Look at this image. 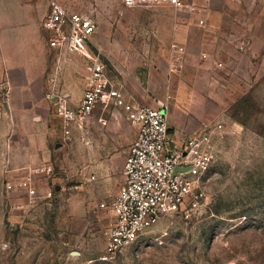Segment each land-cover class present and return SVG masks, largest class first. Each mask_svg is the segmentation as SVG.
Here are the masks:
<instances>
[{
  "label": "rangeland",
  "instance_id": "rangeland-1",
  "mask_svg": "<svg viewBox=\"0 0 264 264\" xmlns=\"http://www.w3.org/2000/svg\"><path fill=\"white\" fill-rule=\"evenodd\" d=\"M60 1L96 15L93 47L127 96L164 105L170 125L185 121L188 134L215 128V163L199 213L164 216L132 247L104 258L113 220L101 204L118 192L135 137L124 111L98 112L104 124L92 122L65 149H37L23 165L0 153V264H264V47H221L233 55L230 64L206 54L205 72L189 77L199 87L190 88L161 78L167 65L159 48L128 47L126 0ZM46 164L50 174L40 171Z\"/></svg>",
  "mask_w": 264,
  "mask_h": 264
},
{
  "label": "crops",
  "instance_id": "crops-1",
  "mask_svg": "<svg viewBox=\"0 0 264 264\" xmlns=\"http://www.w3.org/2000/svg\"><path fill=\"white\" fill-rule=\"evenodd\" d=\"M183 1L185 6L181 8L160 0H143L136 6L125 4L129 15L127 45L159 48L167 65L162 79L169 75L170 80L178 78L182 84L197 88L195 77H189L205 72L206 54L212 52L215 60L230 64L235 62L233 55L221 52V47L243 44L250 48L253 43L264 47V30L259 26V22H264V2L255 7L250 0L240 3ZM48 12L49 0H0V85H7L10 90L5 114L0 118V153H12L10 158L19 165H23L25 159L27 162L38 157L39 151L45 155L51 147L56 149L57 143H62L64 149L69 143L63 141L55 106L46 98L49 75L58 54L49 46V32L42 26ZM116 33L119 35L118 30ZM61 62L62 91L71 105L76 106L86 88V61L82 56L70 54ZM152 83L155 84L152 81L149 85ZM172 87L170 81V88L174 90ZM98 112L106 111L95 110V122L105 119L103 115L97 116ZM132 127L136 137V129ZM188 132L184 121L180 129L173 127L170 135L179 142ZM123 180L124 177L122 183Z\"/></svg>",
  "mask_w": 264,
  "mask_h": 264
},
{
  "label": "built area",
  "instance_id": "built-area-1",
  "mask_svg": "<svg viewBox=\"0 0 264 264\" xmlns=\"http://www.w3.org/2000/svg\"><path fill=\"white\" fill-rule=\"evenodd\" d=\"M142 1L126 0L125 4L136 6ZM160 1L177 8L185 6L183 0ZM42 26L49 32V46L58 53L49 75L46 98L55 106L63 141H72L75 132H85L94 122L93 113L97 109L112 113L122 109L136 129V137L125 156L123 183L108 206L101 204L110 211L113 220L107 232L104 258H113L132 247L145 230L164 216L199 213L207 198L206 184L215 163V128L205 125L177 142L169 133L164 105L154 107L128 99L123 82L111 76L101 51L93 47L92 38L99 26L95 14L73 11L60 0H49V12ZM237 47L239 50L245 46ZM70 54L82 56L86 61V88L76 106L71 105L61 87V60ZM9 96V87L0 85V118L5 114ZM98 121L105 123L104 118ZM40 171L50 174L53 167L46 166Z\"/></svg>",
  "mask_w": 264,
  "mask_h": 264
},
{
  "label": "water",
  "instance_id": "water-1",
  "mask_svg": "<svg viewBox=\"0 0 264 264\" xmlns=\"http://www.w3.org/2000/svg\"><path fill=\"white\" fill-rule=\"evenodd\" d=\"M172 131H173V127L170 126L169 133H171ZM61 147H63L62 143H57L56 146H55L56 149L61 148ZM57 189H60V186H57Z\"/></svg>",
  "mask_w": 264,
  "mask_h": 264
}]
</instances>
